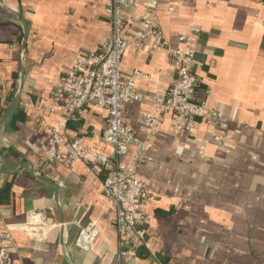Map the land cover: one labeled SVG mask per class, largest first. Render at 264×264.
Here are the masks:
<instances>
[{
    "label": "crops",
    "instance_id": "1",
    "mask_svg": "<svg viewBox=\"0 0 264 264\" xmlns=\"http://www.w3.org/2000/svg\"><path fill=\"white\" fill-rule=\"evenodd\" d=\"M108 1L0 0V221L10 227L8 264H264V0H184L172 14L160 2L169 46H180L181 34L194 42L195 100L221 121L200 120L182 132L165 114L150 135L142 119L156 114L152 104L123 103V122L142 142L123 160L146 188L147 241L122 262L103 171L46 156L50 129L66 118L68 70L110 36ZM144 5L124 8L131 29L140 28ZM135 69L142 74L135 88L146 97L166 95L175 78L167 50L152 49L150 38L122 57L123 79ZM106 118L105 109L86 105L68 119L65 144L79 138L111 155ZM39 222L47 226L41 237L18 229ZM93 224V245L77 247L79 230Z\"/></svg>",
    "mask_w": 264,
    "mask_h": 264
},
{
    "label": "built area",
    "instance_id": "2",
    "mask_svg": "<svg viewBox=\"0 0 264 264\" xmlns=\"http://www.w3.org/2000/svg\"><path fill=\"white\" fill-rule=\"evenodd\" d=\"M162 0H145L139 16L140 28L131 29L123 17L124 8L136 6L139 0H109L106 12L110 19L109 38L96 50L84 55L78 54L74 65L64 78L66 118L61 128H52L47 139L46 156L52 161L65 159L71 168L77 162L86 164L87 169L103 171L102 191L114 211L113 227L117 235L115 257L122 262L135 256L136 251L147 241V231L143 227V209L146 188L125 164L123 157L131 145L139 151L142 142L138 140L123 122L122 106L126 101L148 100L156 114H145L142 125L150 135L158 131V121L170 114L176 131H189L200 124V120L212 125L221 121L220 114L195 100L197 76L189 63L193 57L194 42L187 35H179L180 46H169L157 19V10ZM166 11L172 14L184 0H163ZM264 24V10L260 17ZM151 48L163 47L167 50L175 68V78L166 95L145 94L135 88V77L141 72L133 70L132 75L122 78L120 63L126 51L135 52L147 40ZM93 104L107 112L103 140L112 148L111 155L93 150L73 138L65 144V130L68 119L86 105ZM221 138V137H220ZM135 159V157H134ZM40 218V217H39ZM43 223V222H42ZM10 227L1 226L0 221V264H8L7 243L11 241ZM27 236L41 237L47 226L41 222L18 227ZM93 224L82 227L75 239L81 249L90 248L97 236Z\"/></svg>",
    "mask_w": 264,
    "mask_h": 264
}]
</instances>
